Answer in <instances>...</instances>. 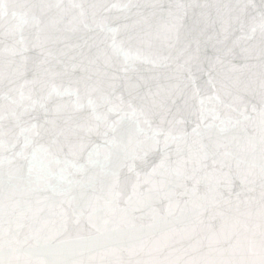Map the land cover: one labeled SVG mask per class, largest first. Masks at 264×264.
<instances>
[{"label": "snow or ice", "instance_id": "snow-or-ice-1", "mask_svg": "<svg viewBox=\"0 0 264 264\" xmlns=\"http://www.w3.org/2000/svg\"><path fill=\"white\" fill-rule=\"evenodd\" d=\"M0 264H264V0H0Z\"/></svg>", "mask_w": 264, "mask_h": 264}]
</instances>
